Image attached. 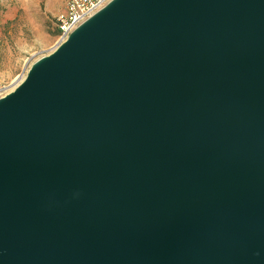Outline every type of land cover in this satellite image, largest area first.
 Masks as SVG:
<instances>
[{
	"label": "water",
	"instance_id": "water-1",
	"mask_svg": "<svg viewBox=\"0 0 264 264\" xmlns=\"http://www.w3.org/2000/svg\"><path fill=\"white\" fill-rule=\"evenodd\" d=\"M0 264H264V0H110L31 63Z\"/></svg>",
	"mask_w": 264,
	"mask_h": 264
},
{
	"label": "rangeland",
	"instance_id": "rangeland-1",
	"mask_svg": "<svg viewBox=\"0 0 264 264\" xmlns=\"http://www.w3.org/2000/svg\"><path fill=\"white\" fill-rule=\"evenodd\" d=\"M67 0H0V96L57 45Z\"/></svg>",
	"mask_w": 264,
	"mask_h": 264
},
{
	"label": "built area",
	"instance_id": "built-area-1",
	"mask_svg": "<svg viewBox=\"0 0 264 264\" xmlns=\"http://www.w3.org/2000/svg\"><path fill=\"white\" fill-rule=\"evenodd\" d=\"M110 0H67L65 15L57 18V44L65 41L79 25Z\"/></svg>",
	"mask_w": 264,
	"mask_h": 264
},
{
	"label": "bare ground",
	"instance_id": "bare-ground-1",
	"mask_svg": "<svg viewBox=\"0 0 264 264\" xmlns=\"http://www.w3.org/2000/svg\"><path fill=\"white\" fill-rule=\"evenodd\" d=\"M1 95V94H0Z\"/></svg>",
	"mask_w": 264,
	"mask_h": 264
}]
</instances>
